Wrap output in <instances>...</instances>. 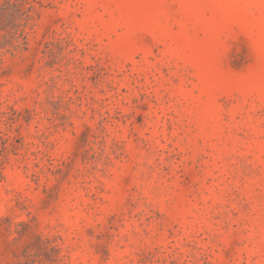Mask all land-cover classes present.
Returning a JSON list of instances; mask_svg holds the SVG:
<instances>
[{"label": "rangeland", "instance_id": "1", "mask_svg": "<svg viewBox=\"0 0 264 264\" xmlns=\"http://www.w3.org/2000/svg\"><path fill=\"white\" fill-rule=\"evenodd\" d=\"M27 1L0 264H264V0Z\"/></svg>", "mask_w": 264, "mask_h": 264}, {"label": "trees", "instance_id": "2", "mask_svg": "<svg viewBox=\"0 0 264 264\" xmlns=\"http://www.w3.org/2000/svg\"><path fill=\"white\" fill-rule=\"evenodd\" d=\"M20 3H14V0H5L4 3L0 0V21L5 18L11 29L15 31V35L23 37L25 35L22 28H24L22 22H28L31 19L30 13L32 6L25 8L29 5L27 0H18ZM1 32V29H0ZM2 37H0L1 40ZM6 39L7 37L4 36ZM25 38V37H24ZM2 48L0 44V49Z\"/></svg>", "mask_w": 264, "mask_h": 264}]
</instances>
